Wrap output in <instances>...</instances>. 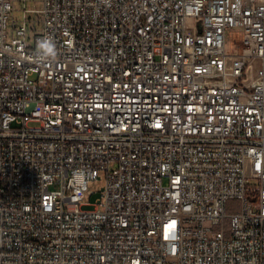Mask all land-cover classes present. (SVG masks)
Masks as SVG:
<instances>
[{"label":"built area","instance_id":"obj_1","mask_svg":"<svg viewBox=\"0 0 264 264\" xmlns=\"http://www.w3.org/2000/svg\"><path fill=\"white\" fill-rule=\"evenodd\" d=\"M15 1L0 264H264V0Z\"/></svg>","mask_w":264,"mask_h":264},{"label":"rangeland","instance_id":"obj_2","mask_svg":"<svg viewBox=\"0 0 264 264\" xmlns=\"http://www.w3.org/2000/svg\"><path fill=\"white\" fill-rule=\"evenodd\" d=\"M41 0H22L19 2V0H16L15 5V11L12 14L13 18L18 21L19 25L22 24V20L24 17V10L25 9H40L42 7V4L40 2ZM32 19H36L38 21V15H33ZM227 39L230 41V33H228ZM104 181L98 180L94 181L89 186V191L93 192L94 194L90 196L88 193L85 194L84 202L90 203L92 205L90 206H82V210L84 211H93L96 209L95 204L99 201L101 193L100 189L103 187ZM241 209V204L239 201H230L228 204L227 212L229 214L235 213Z\"/></svg>","mask_w":264,"mask_h":264},{"label":"clouds","instance_id":"obj_3","mask_svg":"<svg viewBox=\"0 0 264 264\" xmlns=\"http://www.w3.org/2000/svg\"><path fill=\"white\" fill-rule=\"evenodd\" d=\"M56 56V48L52 39L44 37L37 43L36 59L40 61H47L54 59Z\"/></svg>","mask_w":264,"mask_h":264}]
</instances>
